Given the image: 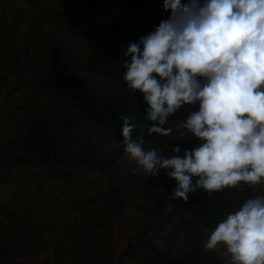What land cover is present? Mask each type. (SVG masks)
I'll return each mask as SVG.
<instances>
[{
  "label": "trees",
  "instance_id": "trees-1",
  "mask_svg": "<svg viewBox=\"0 0 264 264\" xmlns=\"http://www.w3.org/2000/svg\"><path fill=\"white\" fill-rule=\"evenodd\" d=\"M163 5L0 0V264L48 253L53 264H227L223 248L203 244L264 186L174 200L170 169L134 173L121 143L122 116L134 136L143 131L145 150L165 158L203 143L175 129L198 103L169 117L171 135H149L143 93L128 92L123 79L128 44L170 18Z\"/></svg>",
  "mask_w": 264,
  "mask_h": 264
},
{
  "label": "clouds",
  "instance_id": "clouds-1",
  "mask_svg": "<svg viewBox=\"0 0 264 264\" xmlns=\"http://www.w3.org/2000/svg\"><path fill=\"white\" fill-rule=\"evenodd\" d=\"M163 7L170 18L128 44L123 79L128 92L143 93L149 135H171L169 117L198 103L175 129L178 138L193 134L203 143L165 158L160 149L145 150L143 131L134 136L135 125L122 116L121 143L138 165L133 172L170 169L172 198L185 202L197 189L264 186V0H164ZM203 248H223L227 264H264V195L228 212Z\"/></svg>",
  "mask_w": 264,
  "mask_h": 264
},
{
  "label": "rangeland",
  "instance_id": "rangeland-1",
  "mask_svg": "<svg viewBox=\"0 0 264 264\" xmlns=\"http://www.w3.org/2000/svg\"><path fill=\"white\" fill-rule=\"evenodd\" d=\"M133 209H134V207H133ZM122 225L125 228H127L128 220L123 221ZM125 244H126V240L123 239V235L121 233L118 234V241H117L118 247H123ZM28 263L29 264H53L50 253L45 254L43 257H40V258L30 259V260H28Z\"/></svg>",
  "mask_w": 264,
  "mask_h": 264
}]
</instances>
